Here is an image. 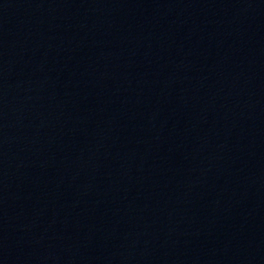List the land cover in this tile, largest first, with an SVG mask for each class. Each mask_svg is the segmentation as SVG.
I'll list each match as a JSON object with an SVG mask.
<instances>
[{
	"label": "water",
	"instance_id": "95a60500",
	"mask_svg": "<svg viewBox=\"0 0 264 264\" xmlns=\"http://www.w3.org/2000/svg\"><path fill=\"white\" fill-rule=\"evenodd\" d=\"M0 264H264V0H0Z\"/></svg>",
	"mask_w": 264,
	"mask_h": 264
}]
</instances>
